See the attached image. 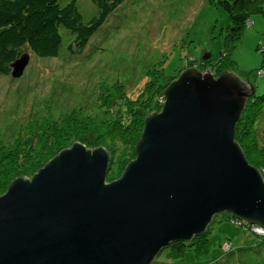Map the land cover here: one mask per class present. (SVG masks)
<instances>
[{
    "label": "water",
    "instance_id": "water-1",
    "mask_svg": "<svg viewBox=\"0 0 264 264\" xmlns=\"http://www.w3.org/2000/svg\"><path fill=\"white\" fill-rule=\"evenodd\" d=\"M252 91L230 71L187 67L158 94L118 179L106 181L103 147L79 142L16 177L0 195V264H150L223 211L264 227V181L234 141Z\"/></svg>",
    "mask_w": 264,
    "mask_h": 264
},
{
    "label": "rangeland",
    "instance_id": "rangeland-1",
    "mask_svg": "<svg viewBox=\"0 0 264 264\" xmlns=\"http://www.w3.org/2000/svg\"><path fill=\"white\" fill-rule=\"evenodd\" d=\"M76 4L84 18L96 13L90 0H76ZM255 4L264 6V0ZM228 24L226 11L207 0H124L91 35L81 54L67 51L71 37L62 30L63 42L56 56L39 57L24 50L28 62L22 74L16 78L0 75V144L9 148L20 143L17 150L25 155L27 148L31 153L41 151L47 132L55 137L66 133L67 138L54 147L48 161L72 142L82 143L86 149L104 142L106 149L101 147L106 151L115 149L110 174L112 181L118 179L134 158L128 136L140 118L137 112L143 118L152 111L161 112L164 100H158V94L187 67L215 71L213 63L222 50ZM263 49L264 19L253 14L230 51L235 64L228 71L253 87L256 96L264 95ZM219 75L215 71L213 77ZM251 112L242 120L239 140L234 141L264 176L263 103ZM66 119L82 121L67 133L62 128ZM124 151L129 152L123 155ZM42 155L47 157V150ZM1 161L3 169L5 161ZM19 161L23 162L21 157ZM33 172L36 169L22 175L31 178ZM0 188L2 195L6 188ZM215 225L205 256H196L188 246L181 255L173 256L174 248L167 247L150 264H264L261 230L227 220Z\"/></svg>",
    "mask_w": 264,
    "mask_h": 264
},
{
    "label": "trees",
    "instance_id": "trees-1",
    "mask_svg": "<svg viewBox=\"0 0 264 264\" xmlns=\"http://www.w3.org/2000/svg\"><path fill=\"white\" fill-rule=\"evenodd\" d=\"M90 1L96 6V13L88 18H84L76 4V0H0V75H11L12 63L24 54V50L39 57L56 56L63 42L62 30H65L71 37L66 45L67 51L73 55L81 54L91 35L101 27L107 16L124 0ZM207 1L215 3L217 6L225 10L229 19L226 34L223 39L222 50L219 53L218 59L213 63L216 66L215 71L218 75L219 73L222 74L224 72H229L228 69L235 64L230 58V51L242 36L243 30L250 22V18L253 14H259L264 19V6L255 4L256 0ZM244 86L246 85L244 84ZM252 90V96L247 99L239 120L235 124V140H239L240 125L242 124L244 117L249 116L253 109L255 112L257 106L261 103L264 105V95L256 96L253 87ZM137 113L140 114V118L134 123L131 133L128 136V141L131 143L134 152V158L136 157V146L141 139L145 124L144 118L141 117V114L143 113ZM81 121V119H76L72 122L66 119L63 121L62 128L68 133L71 130H74L75 127H80L78 124H80ZM113 132L114 131L111 133ZM65 134H63V136L60 135L55 137L53 133L47 132V134L44 135V138H42L43 142L41 144V151H38L39 148L31 153L27 148L24 153L25 155H20L19 153L21 152L17 150L16 146H20V143L9 148L3 147L5 143L0 144V160H2V164L3 161H5L3 169H0L2 171L0 174V187H5L7 189L9 184L16 177L22 174L32 173L35 169L37 170L40 168L50 155H52L54 147L61 140L67 138V136H64ZM84 138V136H79L78 139L84 141ZM49 140H51V143L46 145ZM84 143L88 146H92L86 138ZM236 143L244 154L239 142L237 141ZM103 144L105 143L103 142ZM103 144L97 142L95 147L103 146L106 149V146ZM46 150L48 156L43 158L42 153ZM114 150V148L109 151L107 150L110 156L109 170L106 175L107 182H110L113 179L110 170L113 162L111 154L114 153ZM128 152L129 151H124L123 155ZM19 157H21L23 161L22 163H20ZM247 162L250 164L248 160ZM257 170L260 173L259 169ZM261 177L264 179V176ZM6 189L3 190L5 191ZM1 191L2 189L0 188V192ZM220 220H227L231 224L243 226L244 228H252L254 226L261 227L259 223L248 220L243 222L241 218L223 211L213 216L210 224L204 232L194 235L187 241L171 242L163 249L172 247L174 248L172 255L179 256L183 253L184 248L188 246L193 248L196 256H205L209 252L208 236L211 233V230L216 227L215 224L220 222ZM251 232L256 235L255 232ZM261 242L260 244H264V239Z\"/></svg>",
    "mask_w": 264,
    "mask_h": 264
},
{
    "label": "built area",
    "instance_id": "built-area-1",
    "mask_svg": "<svg viewBox=\"0 0 264 264\" xmlns=\"http://www.w3.org/2000/svg\"><path fill=\"white\" fill-rule=\"evenodd\" d=\"M194 66V65H193ZM195 68V67H194ZM208 70V71H207ZM202 74H204V72L205 73H211V75L212 76H214L215 75V71L213 70V72H211L210 71V69H206V70H201L200 71ZM243 222H246V220H244V219H241ZM252 229L255 231H260L261 230V232L260 233H262V234H264V227H256V226H254V227H252Z\"/></svg>",
    "mask_w": 264,
    "mask_h": 264
}]
</instances>
